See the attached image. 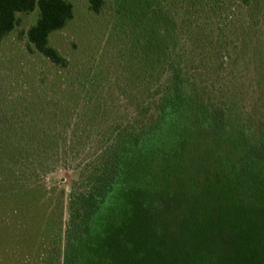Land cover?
Here are the masks:
<instances>
[{
    "label": "rangeland",
    "instance_id": "374dc122",
    "mask_svg": "<svg viewBox=\"0 0 264 264\" xmlns=\"http://www.w3.org/2000/svg\"><path fill=\"white\" fill-rule=\"evenodd\" d=\"M66 1L73 17L48 38L66 67L29 47L37 9L17 14L0 41V264H47L45 213L65 221L72 186L92 184L80 168L98 137L113 121L142 117L136 104L147 100L144 69L158 74L142 53L162 33L205 103L221 108L231 128L264 138V0H102L97 13L89 0ZM200 115L208 123V111ZM74 134L80 138L67 154ZM232 249L229 264H264L257 250Z\"/></svg>",
    "mask_w": 264,
    "mask_h": 264
},
{
    "label": "trees",
    "instance_id": "16d2710c",
    "mask_svg": "<svg viewBox=\"0 0 264 264\" xmlns=\"http://www.w3.org/2000/svg\"><path fill=\"white\" fill-rule=\"evenodd\" d=\"M101 4L89 0L95 13ZM35 9L29 47L66 67L48 41L73 17L66 0H0V41L17 14ZM168 39L162 33L142 53L145 67L158 66L155 76L144 69L147 100L136 104L142 117L113 121L98 137L91 162L80 168L92 184L72 186L65 221L60 212L45 213L47 264H229L232 248L264 255V138L231 128L221 108L205 103ZM79 138L71 135L64 152L74 154Z\"/></svg>",
    "mask_w": 264,
    "mask_h": 264
}]
</instances>
